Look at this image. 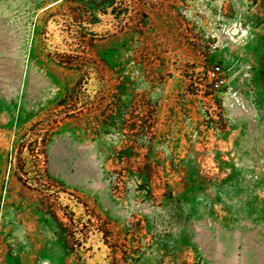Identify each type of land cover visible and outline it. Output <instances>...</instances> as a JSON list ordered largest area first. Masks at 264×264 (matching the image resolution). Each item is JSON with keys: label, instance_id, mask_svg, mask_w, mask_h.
Listing matches in <instances>:
<instances>
[{"label": "rangeland", "instance_id": "374dc122", "mask_svg": "<svg viewBox=\"0 0 264 264\" xmlns=\"http://www.w3.org/2000/svg\"><path fill=\"white\" fill-rule=\"evenodd\" d=\"M0 264H264V0H0Z\"/></svg>", "mask_w": 264, "mask_h": 264}, {"label": "water", "instance_id": "95a60500", "mask_svg": "<svg viewBox=\"0 0 264 264\" xmlns=\"http://www.w3.org/2000/svg\"><path fill=\"white\" fill-rule=\"evenodd\" d=\"M232 32H235V33H236V32H237V30H236V29H233V31H232Z\"/></svg>", "mask_w": 264, "mask_h": 264}, {"label": "built area", "instance_id": "2783aa9c", "mask_svg": "<svg viewBox=\"0 0 264 264\" xmlns=\"http://www.w3.org/2000/svg\"><path fill=\"white\" fill-rule=\"evenodd\" d=\"M215 86H217V84Z\"/></svg>", "mask_w": 264, "mask_h": 264}]
</instances>
